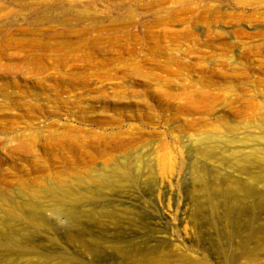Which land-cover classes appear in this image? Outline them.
Instances as JSON below:
<instances>
[{"label": "rangeland", "instance_id": "1", "mask_svg": "<svg viewBox=\"0 0 264 264\" xmlns=\"http://www.w3.org/2000/svg\"><path fill=\"white\" fill-rule=\"evenodd\" d=\"M0 264H264V0H0Z\"/></svg>", "mask_w": 264, "mask_h": 264}]
</instances>
